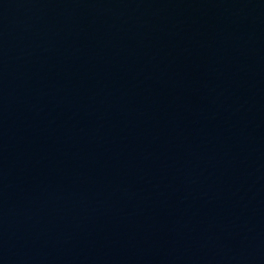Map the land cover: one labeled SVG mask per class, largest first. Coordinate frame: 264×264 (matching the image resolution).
<instances>
[{
    "label": "water",
    "instance_id": "obj_1",
    "mask_svg": "<svg viewBox=\"0 0 264 264\" xmlns=\"http://www.w3.org/2000/svg\"><path fill=\"white\" fill-rule=\"evenodd\" d=\"M0 264H264V0H0Z\"/></svg>",
    "mask_w": 264,
    "mask_h": 264
}]
</instances>
